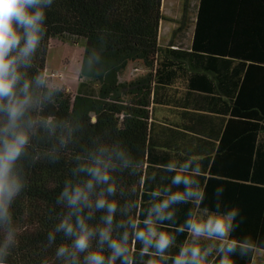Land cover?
I'll use <instances>...</instances> for the list:
<instances>
[{"label":"trees","instance_id":"obj_1","mask_svg":"<svg viewBox=\"0 0 264 264\" xmlns=\"http://www.w3.org/2000/svg\"><path fill=\"white\" fill-rule=\"evenodd\" d=\"M46 17V34L30 75L37 70L45 72L46 54L54 34L85 40L76 93L61 87L62 91L41 113L75 130L72 142L57 153L56 162L46 156L56 139L43 131L33 137L29 153L40 158L35 164L31 156L21 161L25 188L13 205L20 235L6 264H60L54 256L60 236L51 246L47 241L48 232L63 211L56 197L75 166L74 157L91 147L94 138L119 140L134 158L144 162L143 175L114 174L118 191L124 190V195L117 198L121 204L127 199L138 201L142 218L150 203L149 193L168 183L163 165L170 159H180L179 149L172 150V145L169 151L154 147L149 109L152 81L156 86L158 82L172 84L177 79L185 80L187 88L201 97L210 98L209 104L216 100L223 104L222 119L226 123L206 171L208 176L200 177L207 195L205 205L211 207L214 189L223 186L224 203L238 207L242 220L233 238L251 237L259 243L257 249L264 250V0H199L188 48L161 46L162 0H53ZM97 56L99 64L95 62ZM135 60L147 69L155 68L154 74L150 71L128 84L118 81L117 76ZM124 95L129 98L124 100ZM184 112L189 124L170 128L174 138L183 130L196 134L195 117L197 121L200 116L211 117L196 111ZM230 154L232 170L224 166ZM133 186L134 195L130 191ZM195 207L176 206L175 222H166L165 230L175 231L189 208ZM175 235L176 246L169 256L176 254L178 246L189 237L187 233ZM253 255L254 252L234 259L236 264H251ZM137 259L138 264H144L148 258Z\"/></svg>","mask_w":264,"mask_h":264},{"label":"clouds","instance_id":"obj_2","mask_svg":"<svg viewBox=\"0 0 264 264\" xmlns=\"http://www.w3.org/2000/svg\"><path fill=\"white\" fill-rule=\"evenodd\" d=\"M53 0H0V264H6L18 245L19 228L13 205L25 188L24 158L34 136L43 131L56 139L46 154L52 162L57 153L72 142L71 125L41 115L62 88L48 74L34 68V59L46 34V10ZM100 63L99 56L96 57ZM100 73L98 72L97 75ZM39 156H31L33 164ZM75 166L56 197L62 212L48 232V246L56 244L54 256L60 264H236L235 257H249L259 247L251 237L233 238L240 227L238 207L224 203V187L213 192L214 203L205 205L201 188L203 168L196 156L170 159L163 165L168 183L153 189L150 203L141 213L136 200L121 204L124 195L114 177L127 172L143 175L144 162L134 158L119 140L94 138L91 147L74 157ZM155 179V175L152 176ZM135 194V187L130 190ZM175 231L165 230L174 223L175 207L192 205ZM99 214V215H98ZM187 233L176 254L175 233ZM207 241L208 243H201ZM139 244V248L135 246Z\"/></svg>","mask_w":264,"mask_h":264},{"label":"crops","instance_id":"obj_3","mask_svg":"<svg viewBox=\"0 0 264 264\" xmlns=\"http://www.w3.org/2000/svg\"><path fill=\"white\" fill-rule=\"evenodd\" d=\"M193 29L190 42L185 45L186 48H188L191 44ZM173 45L175 44L172 43L168 46ZM150 71H152L153 75L155 72V68L152 70L148 69L147 73ZM120 75L121 74H119L117 78H120ZM120 82H124V80L122 81L121 79ZM185 82V80L183 81L181 79H177L175 80V82H172V84H164L158 82V84L155 86L154 81H152L149 109L150 119L153 121L154 124L152 131L154 147L157 150L162 149L166 151V149H168L169 151L171 149L169 148V145H172V150L176 148L179 149L180 153L178 154V156L180 159L190 155L196 156L197 160L200 161L201 166L204 170L203 175L207 177L208 174L206 171H208L209 166L215 156L216 148L218 143L220 142L223 128L226 123V119L225 121L222 119V117L224 116L223 111H221L223 104L217 100L211 101V104H209L211 100L210 98H203L201 97L200 93L194 90H189ZM210 107H214V110H210ZM187 110L210 114L211 117L206 119V117L200 116V119H198V121L197 117H195V125L198 129L196 134H192L190 132H187L186 130H183L184 133H181L178 138H174L175 133H173L170 128L177 125L183 126L189 124L188 115L183 114L185 113L184 111ZM212 148L213 150L211 152ZM207 158L210 159L209 163L206 162ZM232 164L233 163L230 154V159H226L224 166L226 169L228 167V170L229 168H231L232 170ZM200 180L202 184V179ZM188 239L189 237H187L185 241H187ZM201 243L208 242L202 241ZM214 259L215 258H210L208 264H213ZM251 264H264V250L256 249V251H254Z\"/></svg>","mask_w":264,"mask_h":264},{"label":"rangeland","instance_id":"obj_4","mask_svg":"<svg viewBox=\"0 0 264 264\" xmlns=\"http://www.w3.org/2000/svg\"><path fill=\"white\" fill-rule=\"evenodd\" d=\"M199 0H162L163 19L160 23V44L172 43L185 47L190 42ZM74 40V41H73ZM84 38L54 34L46 54L45 72L54 84L75 94L80 81L79 69L84 51ZM148 69L141 61H130L118 81L130 83L144 76ZM95 88L96 85L94 86ZM126 94V93H125ZM124 100L129 95H124Z\"/></svg>","mask_w":264,"mask_h":264}]
</instances>
